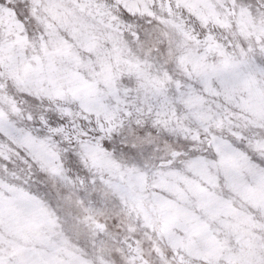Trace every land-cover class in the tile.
<instances>
[{
    "label": "snow or ice",
    "instance_id": "obj_1",
    "mask_svg": "<svg viewBox=\"0 0 264 264\" xmlns=\"http://www.w3.org/2000/svg\"><path fill=\"white\" fill-rule=\"evenodd\" d=\"M0 264H264V0H0Z\"/></svg>",
    "mask_w": 264,
    "mask_h": 264
}]
</instances>
